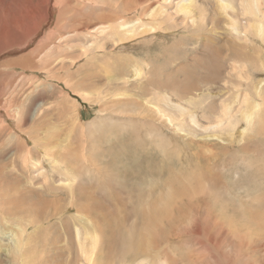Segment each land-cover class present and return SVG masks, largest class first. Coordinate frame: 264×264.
<instances>
[{"label": "rangeland", "instance_id": "obj_1", "mask_svg": "<svg viewBox=\"0 0 264 264\" xmlns=\"http://www.w3.org/2000/svg\"><path fill=\"white\" fill-rule=\"evenodd\" d=\"M237 1L234 30L215 0H0V264H84L77 231L92 264H264L262 21Z\"/></svg>", "mask_w": 264, "mask_h": 264}, {"label": "bare ground", "instance_id": "obj_2", "mask_svg": "<svg viewBox=\"0 0 264 264\" xmlns=\"http://www.w3.org/2000/svg\"><path fill=\"white\" fill-rule=\"evenodd\" d=\"M215 1H217L218 2V7H220L219 8V10L223 13V14H225V15H227V17L228 16H230V25H228V26H232V28H233V26H234V23H235V20L234 19H231L232 17H234V15L232 16V12H233V10H235L234 9V7H233V10L232 9H230L231 8V6H232V0H215ZM127 3V2H126ZM195 3V2H194ZM237 3H239V9L236 11L237 13V16L239 15H242V14H244V13H242V14H240V12H238L239 10H241L242 9V11L244 12H247L248 13V15L250 14V15H252V16H254V17H257V16H260V18H261V21L262 22H258L257 20H256V22H253L252 24L250 23V25L252 26V28H253V30L255 31V33H260V35H262V40H263V42H264V12L260 9V6L262 5V0H238L237 1ZM1 6V5H0ZM191 6H193V4H192V1L191 2H189V3H187V4H185V5H182V6H180L179 8H178V11L179 12H183V14H185V15H188L189 14V11H190V7ZM194 7V6H193ZM192 7V8H193ZM227 7V8H226ZM229 8V9H228ZM236 8V7H235ZM227 9H228V11H231L230 13H227ZM244 9V10H243ZM217 11V10H216ZM19 12H21V14L22 15H20V14H18ZM26 14L24 13H22V11H17V10H15L14 12H13V10H12V12H7V14H6V16H8V17H10V19H9V21H7V19L6 20H4V26H2V28H3V30L1 31V36L3 37V38H6L5 37V35H7L9 38H15L12 34L11 35H9L8 34V32H10L12 29H10L9 27H10V24L11 23H13L14 21H16L17 22V25L18 26H21V25H23L24 23H26L25 21H24V18L23 19H21V17H24ZM245 15V14H244ZM247 15V14H246ZM245 15V16H246ZM247 15V16H248ZM17 16V17H16ZM18 16H20V18H18ZM31 16V15H30ZM214 16V15H213ZM243 16V15H242ZM242 16H240V17H242ZM263 16V17H262ZM5 18V17H4ZM18 19V20H14L13 21V19ZM243 18H244V16H243ZM26 19V18H25ZM210 19V18H209ZM116 20V19H115ZM199 22V21H198ZM142 23V22H141ZM2 24H3V22H2ZM132 24V23H131ZM133 24H137V22H135V23H133ZM106 25H108V23L106 24ZM121 26V25H120ZM100 28V32L101 33H103L104 32V30L101 28V26H99ZM131 28V27H133V25L132 26H128V28ZM146 27V26H145ZM1 28V29H2ZM13 28V27H12ZM19 28V27H18ZM96 28H98V27H96ZM134 29H135V27H133ZM237 28V26L236 27H234L233 29L235 30ZM14 29V28H13ZM90 29V28H89ZM95 29V28H94ZM106 29H111L112 30V34H114L115 36L116 35H118V36H122L123 35V33H120L119 31H123V30H125V29H123V30H120L118 27L116 28H114V26H110V27H107ZM133 29V30H134ZM137 29V28H136ZM135 29V30H136ZM149 29L151 30V28L149 27ZM85 30V29H84ZM127 30V29H126ZM133 30H127V32L126 31H124L125 32V34H124V36H126V37H128V35H131V34H134L135 32L133 31ZM138 30V29H137ZM136 30V31H137ZM148 30V28H146V31ZM240 30V29H239ZM244 30V29H243ZM92 31V30H91ZM97 31H98V29H97ZM96 31V32H97ZM245 31V30H244ZM24 32V31H23ZM131 32H133V33H131ZM145 32V31H144ZM248 32V31H247ZM76 33V32H75ZM93 33V32H92ZM110 33V32H109ZM129 33H131V34H129ZM231 32H229V34H230ZM90 34V33H89ZM257 34V35H258ZM24 35V34H23ZM135 35V34H134ZM138 35V34H137ZM231 35V34H230ZM256 35V34H255ZM136 36V35H135ZM239 36V35H238ZM242 36V35H241ZM112 37V36H111ZM126 37H124L123 39H125ZM129 37H134L133 35H131V36H129ZM256 37V36H255ZM259 38H260V36H258ZM238 40H241L242 39V37H239V38H237ZM116 40V39H115ZM127 40V39H126ZM213 40V39H212ZM232 41H234V39L232 38L231 39ZM14 41V40H13ZM215 41V40H214ZM17 42V41H16ZM116 42V41H115ZM208 42V41H207ZM212 42V41H211ZM208 44V43H207ZM216 44V43H215ZM205 45H206V43H205ZM207 46V45H206ZM214 46V45H213ZM212 46V47H213ZM249 46V45H248ZM125 47V46H124ZM132 47V46H131ZM237 47H240V49H241V47H245V46H241V45H238ZM237 47H235V48H237ZM251 47V46H250ZM249 47V48H250ZM259 47V46H258ZM135 48V47H134ZM210 48V47H209ZM209 48H208V50H209ZM246 48V47H245ZM254 48V47H253ZM85 49V48H84ZM127 49V48H126ZM238 50H239V48H237ZM251 49V48H250ZM207 50V51H208ZM236 50V49H235ZM244 50V49H243ZM252 50V49H251ZM221 48H220V46L219 47H217V45H215V47H213L212 48V50L211 51H208V58H209V69L208 70H206L209 74L210 73H213V75H212V77L214 76V75H217L218 74V72H220V71H218L217 72V70H218V68L221 66V63L220 62H218V60L217 59H219L220 60V56H221ZM228 51H229V47H228ZM234 51V50H233ZM256 51V50H255ZM237 52H239V51H237ZM233 53V52H232ZM235 53V52H234ZM239 53H241V52H239ZM244 52L242 51V53L241 54H243ZM238 54V53H237ZM236 54V55H237ZM231 55V54H230ZM233 55V54H232ZM245 55V54H244ZM260 55H261V57H264V45L262 44L261 45V48H260V50H259V55H258V57H259V59H260ZM240 56V58H241V55H239ZM239 56H236V58L237 57H239ZM248 56H251V55H249L248 54ZM242 57H244V56H242ZM230 58V57H229ZM231 58H232V56H231ZM234 59H230L231 61H229V63L231 64V63H233V64H235V66L234 67H236V65L238 66V67H236V71H235V73L233 74L236 78H238L239 80L241 79V78H245V76H246V70L248 69V67H247V62H250V60H251V58L250 59H246V60H244V59H242V61H245L244 62V64L243 63H241V60H237L235 57H233ZM245 58H246V56H245ZM249 58V57H248ZM227 59H228V57H227ZM261 60V59H260ZM264 60V59H263ZM252 61V60H251ZM253 62V61H252ZM264 61H260V63L262 64V65H264V63H263ZM261 65V69H264V66H262ZM221 68V67H220ZM222 68H224V66L222 65ZM256 68V67H255ZM241 69H245V72L244 73H242V71H241ZM253 69V68H252ZM220 70V69H219ZM262 71H264V70H262ZM134 74L135 75H139L140 74V71L137 69V68H135V70H134ZM134 75V76H135ZM249 76H251V74L249 73L248 74ZM264 75V74H263ZM133 76V77H134ZM211 77V78H212ZM177 83H179V82H177ZM259 83H260V81H259ZM183 84V83H182ZM178 85V84H177ZM184 87V86H183ZM180 88H181V85L180 86H178L177 87V94H175V93H173L171 96H173L174 98H175V100L174 101H172V102H175V103H182V97H183V95H181L180 93H179V90H180ZM248 91V89L246 90V92ZM251 91V93L253 92L252 90H249V92ZM255 92V94H256V96H258V98L259 97H262V95L260 94V91H254ZM251 95V94H250ZM186 99H187V97L186 96H184ZM252 97V96H251ZM251 97H248L247 96V98H246V96H244V98H245V101H244V103H247V102H249V99L251 98ZM258 98H255L256 99V101H257V103H259V100H257ZM8 99V98H7ZM252 99V98H251ZM169 102H171L170 100H169ZM174 105H177V104H174ZM172 106V105H171ZM211 108V110H212V112L213 111H216V106H214V105H212V104H209L208 105V108ZM256 107H259V104H257L256 105ZM231 108L229 107L228 109H226V110H223L222 111V113H221V116L220 117H218L217 119L218 120H221L222 118H225V119H227V121H231L232 120V118H234L235 116L231 113V110H230ZM251 109H252V107H251ZM259 109V108H258ZM167 110V109H166ZM168 112H170L169 110H167ZM244 114L242 115V117H245V118H248V120L252 117V116H254V112H247V111H244L243 112ZM259 115V114H258ZM200 119V118H199ZM250 120H252V119H250ZM190 121H192V123H196L195 122V118L194 117H191L190 116ZM201 121V120H200ZM200 121H199V123H200ZM203 122V121H202ZM214 122H215V119H214ZM213 122V123H214ZM198 123V122H197ZM204 123V122H203ZM228 123V122H227ZM226 123V124H227ZM230 127L229 128H231V125H232V122L230 123V124H228ZM201 126H204V125H201ZM228 128V127H227ZM235 128V126L233 127V129ZM21 135V134H20ZM21 138V137H20ZM24 138V137H23ZM23 140V139H22ZM26 140V139H25ZM39 141V140H38ZM20 144V143H19ZM18 144V145H19ZM21 144H23V143H21ZM34 144H36V141H34ZM20 146V145H19ZM23 146V145H22ZM21 146V147H22ZM34 147H35V145H34ZM10 148V147H9ZM27 151V150H26ZM29 151V150H28ZM27 151V152H28ZM4 152V151H3ZM10 152V151H9ZM8 152V153H9ZM5 153H6V151H5ZM26 153V152H25ZM27 155V154H26ZM38 155V154H37ZM28 157V156H27ZM27 157H26V159H27ZM25 158V157H24ZM24 160V159H23ZM23 160L21 161V162H23ZM41 160V159H40ZM25 161V160H24ZM27 162H29L28 160H27ZM24 165L25 164H27V163H23ZM21 165V164H20ZM24 165H22L23 166V168H24ZM28 165V164H27ZM59 166H60V164H58ZM26 166V165H25ZM27 167V166H26ZM61 169V168H60ZM22 173V172H21ZM5 178V177H4ZM48 178V177H47ZM9 179V178H8ZM4 181V180H3ZM30 181V180H29ZM71 181V180H70ZM69 181V182H70ZM5 183V182H4ZM42 183V182H41ZM66 183H68V182H66ZM65 183V184H66ZM7 184V183H6ZM36 185V184H35ZM41 186H42V184H40ZM31 186V185H30ZM65 187H67L68 186V184L67 185H64ZM64 186H61L60 188H62V187H64ZM52 188V187H51ZM46 189H48V188H46ZM46 189H45V191H46ZM66 189V188H65ZM71 188H69V189H66V191H68V190H70ZM43 190V189H42ZM34 193V192H33ZM69 193V192H68ZM23 195H25V194H23ZM13 199V198H12ZM11 200V199H10ZM14 200V199H13ZM66 209V208H65ZM5 210V209H4ZM8 211H9V209H7ZM67 210V209H66ZM7 211V212H8ZM17 211V210H16ZM41 211V210H40ZM79 212V211H78ZM14 212H12V214H13ZM9 214V213H8ZM8 214H6L7 216H8ZM28 214V213H27ZM14 215V214H13ZM43 215V214H42ZM10 216V215H9ZM12 216V215H11ZM13 217V216H12ZM31 219V218H30ZM83 233V232H82ZM81 232H80V234H78V231L75 233L76 234V237H77V245H78V248L80 249V254H81V258L83 259V261H84V264H92V259H93V252L95 251V249L97 248V245H98V243H99V241H98V238L97 237H94V236H90L89 237V246L88 245H85V242L84 241H82V240H80L79 239V235H81L82 234ZM83 235V234H82ZM86 235V234H85ZM81 237V236H80ZM86 237V236H85ZM84 240H86L85 238H84ZM20 246V245H19Z\"/></svg>", "mask_w": 264, "mask_h": 264}]
</instances>
